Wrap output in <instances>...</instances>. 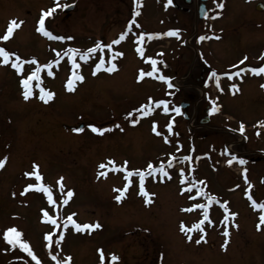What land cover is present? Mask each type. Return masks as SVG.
Listing matches in <instances>:
<instances>
[{"label": "rangeland", "instance_id": "374dc122", "mask_svg": "<svg viewBox=\"0 0 264 264\" xmlns=\"http://www.w3.org/2000/svg\"><path fill=\"white\" fill-rule=\"evenodd\" d=\"M215 5V19L200 23L130 0H0V37L11 20L23 22L0 39L13 54L8 64L0 57V236L15 227L36 259L7 240L1 258L106 264L122 254L117 264H157L162 255L168 264H264V209L253 206L264 203V73L251 71L264 68V13L239 0ZM53 8L45 29L65 39L37 30ZM151 60L157 70L148 76ZM37 68L25 100L21 80ZM174 78L177 86L167 87ZM41 89L53 97L44 102ZM79 125L83 131H74ZM69 216L100 227H65Z\"/></svg>", "mask_w": 264, "mask_h": 264}, {"label": "snow or ice", "instance_id": "6c2138e0", "mask_svg": "<svg viewBox=\"0 0 264 264\" xmlns=\"http://www.w3.org/2000/svg\"><path fill=\"white\" fill-rule=\"evenodd\" d=\"M56 7H61V5H59V4L57 3ZM63 7H67V5H63ZM221 7H222V5H221ZM54 11H55V8L50 9V10H48V11H46V12L43 13V15H42V16L40 17V19H39V22H38V23H39V28H38L37 30H38L39 32L43 33V35H45V36H47V37H49V38H54V39H57V40H62V39H65V38H64V37H60V36H55V37H54V36L52 35L51 32H49V31H47V30L45 29V20H44V18L47 17V16H50ZM138 14H139V13H137V15H138ZM22 23H23L22 21H20V22L18 23L16 20H11V21L9 22L8 27H7L6 34H4L2 37H0V39L5 40V41L8 40V39L12 36L14 29L19 28V27H20V24H22ZM130 27H131V26H130ZM167 35H168V36H178V33L175 32V31H170V32L167 33ZM124 38H125V36H124V34L122 33V34L120 35L119 39L113 41V43H119L120 40H123ZM141 38H143V37H141ZM206 38H209V37L201 36V37H200V40H204V39H206ZM217 38H219V37H217ZM68 39H71V37H69ZM109 47H110V46H109ZM75 51H76V50H75V49H72V48L67 49V53H68V54H74ZM89 51H90V52H94V51H95V48H93V49H89ZM137 51H140V49H137ZM12 55H13L12 53H10L9 51H6L3 47H0V57H2V59H3V63H4V64H8V63H9V61H10V57H11ZM15 60H16V61H19V60H20V57H19V56H16V57H15ZM33 63H35V61H33ZM151 64H152L153 71H152V72H148V73H147L148 76H152V75H153V72H155V71L157 70V69H156L157 61H156V60H151ZM11 66H12L13 68L17 69L18 71L20 70V67H21L20 64L17 63V62H12ZM114 67H115V66H113V68H114ZM99 68H100V65H97V70H99ZM113 68H109V69H107V70H108V71H112ZM39 71H40V69L37 68L36 71L32 72L27 78H24V79L21 80V84H22L23 89H24V91H23V96H24V99H25V100L29 99V97L32 95V92H31V90H30V86H29V85H30V81H32L33 79H37V80L39 79V77H38V73H39ZM251 71H252L253 73H264V68H258V69H257V68H253V69H251ZM49 75H51V72H49ZM140 75H141V78H142V77L145 75V73L141 72ZM213 75H215V73H214ZM75 79H77V80H83V77H82V76H76ZM159 79H160V80H166V78H165L164 76H160ZM67 87H68L69 90H72V80H71V79L68 81ZM169 87H172L171 83H169ZM262 87H264V85H262ZM41 93H43V94L40 96V99L43 100L44 102H47V101H48L49 99H51V98L53 97V95H54L52 92L44 93V90H43V89H41ZM150 99H151V98H150ZM156 103H157V106L164 105V111H166V112L168 111L167 104H166L165 101H158V102H156ZM176 111L179 112L180 110L177 108ZM213 111H215V109H213ZM128 115L131 116L132 114L129 113ZM132 122L135 123V122H136L135 119H133ZM90 127H91V130H92L93 132H102V131H105L104 129H100V128H97V127H95V126H90ZM117 127H118V126H117ZM153 130L155 131V127L153 128ZM240 130H241V132H243V125H241V129H240ZM74 131H76V132H81V131H83V129L76 128V129H74ZM5 160H6V158H5V159H0V168H2V167L4 166V164H5ZM110 163H111V162H110ZM228 163L231 164L232 161L229 160ZM239 163H240V164H244L245 161L241 159V160L239 161ZM37 167H38V166L34 165V168H37ZM99 167H100L101 169H103V168H105V165H104V164H101ZM152 167H153V166H152L151 164L148 165L149 174H151ZM159 172H160L161 174H163V175H167V173L164 171L163 166L160 167ZM25 175H32V173H26ZM100 175L103 176L104 173L101 172ZM129 175H131V173H129ZM138 175L140 176V185H141V186H140V193H141L142 195H147V193H145V190H144V187H143L144 173H143V172H138ZM40 179H41V176H40V175H36V180L39 181ZM61 180H62V178H61ZM28 187L31 188V187H33V185H28ZM39 190H42V191H44V192H48V191H49L47 188H43V187H41ZM117 191H120V190H117ZM189 191H190V190H189ZM67 195H68V196H71V195H72V192L69 191V192L67 193ZM123 195H124V191H120V194L117 195V196L115 197V199H116L117 201H120V200H121V197H122ZM48 199H49V201L51 202V200H52L51 195L48 196ZM211 199L214 200L215 197H212ZM64 202L67 203L66 200H65ZM146 202H147V201H146ZM253 206H254V207H259V208H261V209H264V204H259V205H257V204H255V202H253ZM45 215H47V213H45ZM204 215H205V217H207V212H205ZM51 222H52L53 224H55V221H51ZM260 222H261V223H264V215H262V216L260 217ZM69 223H71L72 226H73L77 231H80V230H83V229H90V228H98V227H100L99 224H95V225H92V224H84V225L78 224V223H76L75 221H73L72 216H69V217L67 218V220L65 221L64 226L67 227ZM181 228H182V230H183V225L181 226ZM224 235L227 237V236L229 235V233H228L227 231H225V232H224ZM20 236H21V233H20L15 227L8 228L7 231L4 233V238L7 240V242H8L9 244H13V245H15V244L19 243L20 247H21L24 251L28 252V255L32 256L33 259H36V257L33 255V253L31 252V250L29 249V245H28L27 243H22V242H20ZM49 238H50V237H46V239H49ZM62 238H63V237H61V239H62ZM188 239L191 240V236H189ZM201 240H203V236H201L200 239L196 240V243L199 244V243L201 242ZM69 259H70V258H69ZM102 259H103V257H102ZM111 259H112V261H116V260H117V257H116V256H112ZM65 264H66V262H65Z\"/></svg>", "mask_w": 264, "mask_h": 264}, {"label": "flooded vegetation", "instance_id": "af4514ba", "mask_svg": "<svg viewBox=\"0 0 264 264\" xmlns=\"http://www.w3.org/2000/svg\"><path fill=\"white\" fill-rule=\"evenodd\" d=\"M216 1L217 0L204 1V4H203L204 5V16L202 18H199V14L197 13V8L200 7L201 5V0H153L152 2L148 0H130V4L133 8L136 7L138 9H144V10L150 6L158 7L159 15H161V13H165L166 8H171L176 12L177 15L178 14L183 15V18H185V20H188V21L195 20L201 23V22L206 21L207 19L209 22H212L215 19V14L217 13V10H216L217 6L215 5ZM239 1H244L247 4H251L255 6V12H257L258 14L264 13V0H239ZM257 7H262V9H258ZM159 17L162 20H165L167 18L166 15L159 16ZM172 18L177 19L175 15L173 17L172 16L169 17V19H172ZM176 27H177L176 28L177 31L185 32V28L182 25L178 24ZM142 30L145 32L144 29ZM204 97L205 96H202V98ZM261 182L264 184V175L262 176ZM256 204L259 205V204H264V203L256 201ZM5 241L6 239L4 238V234H3L0 236V244L1 245L3 244L5 246ZM120 256L123 257L124 255L122 256L121 254ZM120 256H119V260L122 261ZM157 257L158 258L155 259L156 261L155 263L168 264V262L164 261L163 255L157 256ZM119 260L117 259V261H112V259L110 258L109 263H106V264H110L111 262L112 263L115 262L117 264ZM0 264H18V260H15V258H13V262H12V261H9L7 257H4V258L0 257ZM174 264H181V262L179 261Z\"/></svg>", "mask_w": 264, "mask_h": 264}, {"label": "water", "instance_id": "95a60500", "mask_svg": "<svg viewBox=\"0 0 264 264\" xmlns=\"http://www.w3.org/2000/svg\"><path fill=\"white\" fill-rule=\"evenodd\" d=\"M202 2H204V1H206V0H201ZM258 9H262V7H257ZM73 9V5L71 4V5H68L67 7H64L63 8V12L64 13H68V12H70L71 10ZM204 16V5L203 4H201L200 5V7H199V17L200 18H202ZM186 104H181L180 105V107L182 108V109H185L186 108ZM207 113H208V111H207ZM207 122V119L206 120H204V121H202V123H206ZM80 129H81V126L79 127Z\"/></svg>", "mask_w": 264, "mask_h": 264}, {"label": "bare ground", "instance_id": "6f19581e", "mask_svg": "<svg viewBox=\"0 0 264 264\" xmlns=\"http://www.w3.org/2000/svg\"><path fill=\"white\" fill-rule=\"evenodd\" d=\"M173 86H177V84L175 83V81L173 82V84H172ZM240 139H241V137H240ZM229 149V148H228Z\"/></svg>", "mask_w": 264, "mask_h": 264}]
</instances>
